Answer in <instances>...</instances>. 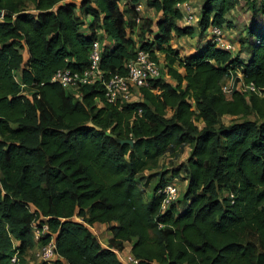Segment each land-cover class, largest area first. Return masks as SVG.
Returning a JSON list of instances; mask_svg holds the SVG:
<instances>
[{"label": "trees", "instance_id": "trees-1", "mask_svg": "<svg viewBox=\"0 0 264 264\" xmlns=\"http://www.w3.org/2000/svg\"><path fill=\"white\" fill-rule=\"evenodd\" d=\"M238 1L0 0V264H27L52 237V264H123L118 253L138 264H264V0H244L252 20L234 55L223 27ZM138 5L156 20L138 24ZM214 27L230 50L213 43ZM184 37L196 38L187 54L172 46ZM95 40L105 75L126 76L142 50L159 77L138 100L114 103L99 84L75 96L50 82L85 69ZM237 71L259 94L238 88ZM186 147L185 164L159 172L163 156L178 160ZM181 169L186 188L162 211L160 191ZM145 171L156 173L147 198ZM96 223L111 234L106 247Z\"/></svg>", "mask_w": 264, "mask_h": 264}, {"label": "built area", "instance_id": "built-area-1", "mask_svg": "<svg viewBox=\"0 0 264 264\" xmlns=\"http://www.w3.org/2000/svg\"><path fill=\"white\" fill-rule=\"evenodd\" d=\"M179 6L180 5L177 4V7ZM141 9V5L136 7L137 12H140ZM186 11L188 14L186 19L187 23L193 22L194 18L192 10L187 5ZM138 22L139 20H137V23ZM212 41L226 50L232 48L230 44L223 41L221 30L217 27L212 29ZM126 70V76H120L118 74L105 75V72L100 68L99 42L95 40L91 45L89 64L85 69H60L53 74L50 82L57 83L63 89L74 92L75 96H77V91L81 87L99 84L103 88L104 97L107 102H132L134 90L147 86L149 79L158 78L160 75L159 64L152 60L147 52L142 50L137 51L135 58L126 64ZM233 77V75L229 77V80L231 79L233 81L231 88L227 89L223 86V92L225 95L227 93L231 94V91L236 86V80ZM238 88L241 89L242 92L249 91L254 94H259V91L251 83L245 84L241 80ZM179 191L177 183L174 181L165 186V188L160 191L162 196L160 210L164 211L167 206L176 202L180 194ZM32 231L34 238L37 240L40 236L48 232V227L43 225L42 228L38 229L36 226H33ZM117 256L123 264H138V260H136L130 253H118ZM35 257L43 264H52L57 258L54 240L51 239L46 245L39 248ZM11 264H18L16 256L11 258Z\"/></svg>", "mask_w": 264, "mask_h": 264}, {"label": "rangeland", "instance_id": "rangeland-1", "mask_svg": "<svg viewBox=\"0 0 264 264\" xmlns=\"http://www.w3.org/2000/svg\"><path fill=\"white\" fill-rule=\"evenodd\" d=\"M190 3L192 4V6L194 8H199V5L201 3L202 0H189ZM30 8V7H29ZM139 13V18L140 21L138 24H141L142 21L144 19H149V20H156L157 18V13L150 8H146L144 5H142V9ZM226 19L228 21V25H230V27H226L224 26L223 28L227 29V33L231 34L234 42V52L233 54L235 55L237 53V51L240 49V40L242 39H246V28L249 26L250 22H251V11L248 7V5L245 3L244 0H239L238 4L233 8V10H231L227 15H226ZM230 29V30H229ZM132 38L135 39V34L131 35ZM196 38H189V37H184V38H174L172 41V46L175 48H179L180 53L181 54H187L189 52H192V46L195 43ZM162 61V58L160 57L159 62ZM236 77L237 79L242 81V76L241 73H239L237 71L236 73ZM235 78V77H233ZM232 80L229 78L225 81L224 83V88H231L232 86ZM137 90L133 91V99L132 101H136L138 100V95H137ZM230 93H227L226 95H229ZM229 97V96H227ZM249 120H254L255 116L253 114L248 116ZM233 121V118L230 116H224L222 118V122L225 125H228L229 123H231ZM189 154V148L186 147L185 151L183 152V154L177 159H171V157H169L168 155L163 156L160 159V167L158 168L159 172H167L171 169H178L180 168L183 164L186 163V159L188 157ZM172 171V170H171ZM180 175L177 176L173 181L177 183V186L179 188V192L180 195L179 197L182 195V193L184 192L185 188H186V180H185V172L184 169L180 170ZM154 174H156L154 171L148 172L145 171L143 173V180L140 182L139 184V188L141 190H143L144 192V196L145 198L151 196L152 194V190L153 187L156 184V178L154 177ZM153 176V177H150ZM172 181V182H173ZM94 230L97 233V235H95L96 237L100 238L101 234H103L104 232L108 231L107 228L105 227V229H103L102 231H100V226L99 225H95L94 226ZM107 245V243H104ZM129 245H127V248L125 249V251H129ZM39 247L34 246L31 250V252L28 253L27 255V264H39V262L37 261L35 254L38 252Z\"/></svg>", "mask_w": 264, "mask_h": 264}, {"label": "crops", "instance_id": "crops-1", "mask_svg": "<svg viewBox=\"0 0 264 264\" xmlns=\"http://www.w3.org/2000/svg\"><path fill=\"white\" fill-rule=\"evenodd\" d=\"M186 149V148H185ZM95 225H99L100 226V231H102L103 229H105V225H101V224H94L93 226H91V230H92V232H93V234H94V236L95 235H97V233L95 232V230H94V226ZM96 237V236H95ZM97 239H98V241L100 242V244L102 245V246H104V247H106L107 245L106 244H104V243H107L108 244V241H109V239L111 238V234H110V232L109 231H106V232H104L103 234H101V236H100V238H98V237H96ZM127 245H129V244H126L125 245V247L127 248ZM128 249H130V246H129V248Z\"/></svg>", "mask_w": 264, "mask_h": 264}, {"label": "water", "instance_id": "water-1", "mask_svg": "<svg viewBox=\"0 0 264 264\" xmlns=\"http://www.w3.org/2000/svg\"><path fill=\"white\" fill-rule=\"evenodd\" d=\"M2 16V12L0 11V17ZM121 144H128L132 146L133 142L132 141H120Z\"/></svg>", "mask_w": 264, "mask_h": 264}, {"label": "clouds", "instance_id": "clouds-1", "mask_svg": "<svg viewBox=\"0 0 264 264\" xmlns=\"http://www.w3.org/2000/svg\"><path fill=\"white\" fill-rule=\"evenodd\" d=\"M46 226H47V225H46ZM41 228H42V227H41ZM90 228H91V227H90ZM38 229H40V228H38ZM90 230H91V229H90ZM48 231H49V230H48ZM91 231H92V230H91ZM92 233H93V232H92ZM32 234H33V232H32ZM45 234H47V233H45ZM93 235H94V234H93ZM42 236H43V235H42ZM33 237H34V236H33ZM38 239H39V238H38ZM38 239H37V240H38ZM51 239H53V240H54V238H53V237H52ZM51 239H50V240H51ZM34 240H36V239L34 238ZM54 243H55V242H54ZM41 247H42V246H41ZM41 247H39V248H41ZM13 257H14V256H13ZM13 257H12V258H13Z\"/></svg>", "mask_w": 264, "mask_h": 264}]
</instances>
